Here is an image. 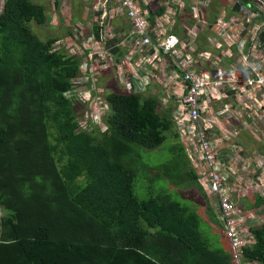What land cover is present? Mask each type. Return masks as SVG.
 I'll list each match as a JSON object with an SVG mask.
<instances>
[{"label":"trees","instance_id":"16d2710c","mask_svg":"<svg viewBox=\"0 0 264 264\" xmlns=\"http://www.w3.org/2000/svg\"><path fill=\"white\" fill-rule=\"evenodd\" d=\"M56 2L49 1L50 11ZM49 21L46 6L4 0L0 264H236L231 250L204 238L197 213L171 195H135L126 159L160 146L170 128L153 98L111 93L107 130L97 133L93 119L91 131L80 127L95 96L83 103L71 93L88 56H66L64 48L54 50L56 37L41 39L29 27ZM170 174L161 177L176 182L175 169ZM251 232L255 243L241 249V262L264 264V222Z\"/></svg>","mask_w":264,"mask_h":264},{"label":"crops","instance_id":"0c3cea01","mask_svg":"<svg viewBox=\"0 0 264 264\" xmlns=\"http://www.w3.org/2000/svg\"><path fill=\"white\" fill-rule=\"evenodd\" d=\"M176 1L137 0L149 19L153 38L178 36L193 62V71L208 74L212 82L218 81L219 74L224 81H244L252 78L253 69L264 75V9L252 21L242 12L240 0H181V5ZM93 2H56L60 9L57 16L63 24H71L72 19L78 25L83 23L73 31H59V36H67L73 47L76 34L83 43L88 42V74L95 80L102 72L112 71L123 93L156 101L159 117L170 125L164 141L172 139L171 159L150 172L172 176L174 169L183 168L182 182L187 183L188 191L206 201L203 210L209 219L218 220L225 237L223 250L229 251L217 204L209 195L200 150L194 143V127L183 106L187 84L168 55L132 41L126 10L117 0H98V7L92 6ZM72 11L73 16L64 14ZM53 22V28L59 29L55 18ZM95 87L98 90L96 83ZM202 100L200 124L216 147L220 173L236 190L233 202L245 223L257 227L264 222L258 218V214H264V88H243L230 82L212 88ZM135 156L139 158L138 153ZM165 180L178 188L177 181ZM183 189L180 192L185 194Z\"/></svg>","mask_w":264,"mask_h":264},{"label":"built area","instance_id":"2783aa9c","mask_svg":"<svg viewBox=\"0 0 264 264\" xmlns=\"http://www.w3.org/2000/svg\"><path fill=\"white\" fill-rule=\"evenodd\" d=\"M117 2L121 8L126 10V15L131 24L130 37L132 41L140 47L154 51L160 50L168 55L180 78L188 86V94L183 98V106L188 109V115L194 127V143L200 150L208 182V191L217 203L233 258L237 264H244L241 262V249L255 240L251 232L253 225L250 227L245 223L244 218L233 202V195L236 190L226 182L220 173L216 147L206 136L200 124V110L202 109L204 94L212 88H218L230 82L232 85L235 83L240 84L243 88H253L254 86L264 88V75L253 69L252 78H247L244 81L235 79L224 81L219 74L218 81L212 82L208 74L193 71V62L187 55V49L181 45L177 37L168 35L153 38L151 36L152 28L137 0H117ZM81 51L84 53L88 51V48ZM77 54H80V52Z\"/></svg>","mask_w":264,"mask_h":264},{"label":"rangeland","instance_id":"374dc122","mask_svg":"<svg viewBox=\"0 0 264 264\" xmlns=\"http://www.w3.org/2000/svg\"><path fill=\"white\" fill-rule=\"evenodd\" d=\"M31 2L46 6L47 13L49 14L50 21L47 24L38 26L35 23H29V27L32 30L34 34L39 36L41 39H48L50 37H58L57 33L59 31L65 32L66 30L70 29V31H73L76 26L78 25V22L74 19L71 20V24L65 25L63 24V19L59 16H57L59 10V6H56V10L50 11L49 10V1L48 0H30ZM78 0H71V3L75 5V2ZM4 4V0H0V13L2 11V7ZM101 3L97 1H94L92 6L98 7ZM73 13V14H72ZM75 11L72 12H65L64 14L67 16H73ZM52 18H55L56 20V26H59V29L55 30L50 23L52 21ZM83 26V23H81V27ZM60 27H63L60 28ZM75 35V34H74ZM72 38V36L70 35ZM78 38V35L76 34L73 36V39ZM80 38V36H79ZM78 38V39H79ZM67 39V38H66ZM74 43V42H71ZM54 50H58L64 48V52L71 55H79L77 53H82L81 50L88 48V42L87 43H80L79 41H75L74 48L72 49V44H66V41H60L56 39V42L53 43ZM82 48V49H81ZM81 71L84 75L82 79L78 80L77 83H81L80 85H76V87L73 89V92L71 95L78 98L81 102L88 103L90 94L94 93L95 98L92 100V114L91 113H85L83 116L79 117V123L80 127L86 128L88 126V132L91 131V127L89 125V120L93 119L97 123L98 131L97 133H101L107 130V126L105 124V116H107L110 112V106L106 102V97L110 95L111 93H123V86L119 84L116 78L113 76V72H102L100 75V78H95L92 81L86 80L88 68L86 63L81 64ZM94 84L91 87H88L86 84ZM95 83L98 86V90L95 87ZM105 88V90H104ZM79 105V102H77ZM81 104V103H80ZM172 139L171 137L168 138V140L164 141L159 147L154 149H145L141 148V150H138L139 158L137 156L131 157L129 159H126L129 162V165L133 171H135V180H134V193L140 200H146L150 197V195H154L158 193L160 190L166 193H169L172 195L173 199L179 203H181L183 206L189 208L191 211L196 212L201 218V224H200V231L204 238L209 241L212 248H223L225 245V237L222 234V231L220 229V226L218 225V220L209 217L205 214L203 210V204L206 203L204 199H200L198 195L193 194L192 192L188 191L186 187L187 183L182 182V171L183 168H176L175 171L177 174L176 180L179 183L178 188L175 187V184H172L170 181H166L161 177V171H157V174L152 175L150 173V170L153 168L155 169L157 166L162 165L165 162H168L171 158L169 156V149L171 147ZM144 165H147L145 167ZM150 167V168H148ZM185 179V178H184ZM186 187V188H184ZM184 188V189H183ZM183 189L186 192L185 194H182L180 190ZM210 197H212L211 194H209ZM213 198V197H212ZM214 199V198H213ZM215 200V199H214ZM216 202V201H215ZM217 204V203H216ZM207 206V205H206ZM216 207H218L216 205ZM206 208V207H205ZM259 219H264V214H258ZM225 231V230H224Z\"/></svg>","mask_w":264,"mask_h":264},{"label":"clouds","instance_id":"9594fccd","mask_svg":"<svg viewBox=\"0 0 264 264\" xmlns=\"http://www.w3.org/2000/svg\"><path fill=\"white\" fill-rule=\"evenodd\" d=\"M49 1H51V0H49ZM59 0H57V2H58ZM85 3H88V0H83ZM92 2L93 1H97V0H91ZM241 1V3H242V5H243V10H242V12L245 14V15H247L252 21L254 20V19H258V11L260 10V9H264V0H246V1H243V0H240ZM176 4H178V5H181L182 4V1L181 0H177L176 1ZM55 8H56V5H55ZM62 10V9H61ZM54 11V10H53ZM145 16H146V18H147V20H148V22H149V19H148V17H147V15L145 14ZM52 20H54V18H52ZM79 25H81V24H79ZM55 27V26H54ZM57 35H59V32L57 33ZM78 35V38H79V34H77ZM165 36H168V35H165ZM171 36V35H170ZM172 36H175V37H177L178 39H179V42L181 43V40H180V38L178 37V36H176V35H172ZM61 38V39H60ZM66 38H67V36H58L56 39H58V40H60V41H66ZM76 38V39H73L72 38V40H75V41H79L80 43H83V39H81V38ZM66 44L68 45V44H70L71 45V41H66ZM181 45H182V43H181ZM183 46V45H182ZM72 47H73V45H72ZM183 47H185V46H183ZM186 48V47H185ZM86 54H87V56H88V51H86ZM86 65H87V68H88V63H86ZM92 78H94V77H92ZM253 227V226H252ZM236 263V262H235ZM244 263V262H243ZM237 264V263H236ZM244 264H246V263H244Z\"/></svg>","mask_w":264,"mask_h":264}]
</instances>
